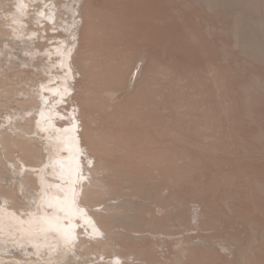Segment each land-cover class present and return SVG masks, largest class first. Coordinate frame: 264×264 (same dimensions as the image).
Masks as SVG:
<instances>
[{"label": "rangeland", "instance_id": "rangeland-1", "mask_svg": "<svg viewBox=\"0 0 264 264\" xmlns=\"http://www.w3.org/2000/svg\"><path fill=\"white\" fill-rule=\"evenodd\" d=\"M88 1L91 36H84L86 19L77 54L89 58L106 158L127 180L113 179L124 191L119 201L136 202L120 209L132 215L121 232L152 231L142 223L158 221L185 234L176 221L183 217L194 240L210 243L191 246L205 250L209 264H264V0ZM141 59V74L127 89ZM109 89L123 93L112 100ZM168 200L184 203L158 211ZM191 200L199 205L197 225L187 214ZM129 241L139 248L153 239Z\"/></svg>", "mask_w": 264, "mask_h": 264}, {"label": "bare ground", "instance_id": "bare-ground-1", "mask_svg": "<svg viewBox=\"0 0 264 264\" xmlns=\"http://www.w3.org/2000/svg\"><path fill=\"white\" fill-rule=\"evenodd\" d=\"M92 8L86 0H0V264H209V254L191 246L210 249V243L194 240L183 217L176 221L186 235L158 221L142 223L154 230L138 235L120 230L121 221L132 220L120 209L136 202L119 201L124 191L113 179L127 180L106 158L108 138L93 117L89 58L77 54L86 19L82 32L86 40L91 36ZM77 71L84 78L80 92ZM107 93L114 100L123 92ZM159 194L166 199V188ZM183 203L168 200L156 208L171 212ZM187 214L190 224L199 223L193 200ZM142 238L153 241L139 248L129 241ZM163 250L169 260L157 259Z\"/></svg>", "mask_w": 264, "mask_h": 264}]
</instances>
